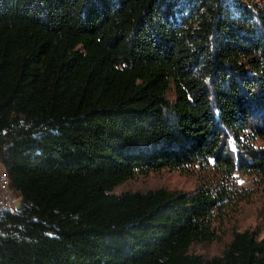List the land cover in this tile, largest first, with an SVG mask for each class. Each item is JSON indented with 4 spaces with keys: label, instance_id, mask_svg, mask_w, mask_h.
I'll return each instance as SVG.
<instances>
[{
    "label": "trees",
    "instance_id": "trees-1",
    "mask_svg": "<svg viewBox=\"0 0 264 264\" xmlns=\"http://www.w3.org/2000/svg\"><path fill=\"white\" fill-rule=\"evenodd\" d=\"M0 164V264H264L223 226L264 180V0H0ZM163 167L193 188L111 191Z\"/></svg>",
    "mask_w": 264,
    "mask_h": 264
},
{
    "label": "rangeland",
    "instance_id": "rangeland-1",
    "mask_svg": "<svg viewBox=\"0 0 264 264\" xmlns=\"http://www.w3.org/2000/svg\"><path fill=\"white\" fill-rule=\"evenodd\" d=\"M0 169L5 172L1 164ZM235 179L238 185L251 187L254 190V195L250 201H241L232 220L225 222L223 226L226 228L230 224H233L237 229L252 228L257 231L259 237L264 236V180L259 181V178L253 179L252 176L239 172L235 173ZM194 183V174L181 173L177 170L163 167L120 181L113 186L111 191L115 193L123 190L145 191L161 186L170 189L189 190L193 188ZM5 191L13 195L9 189V185ZM218 232L219 235L209 241L200 240L191 243L188 246V251L196 252L206 257L219 254L228 235L226 231Z\"/></svg>",
    "mask_w": 264,
    "mask_h": 264
},
{
    "label": "built area",
    "instance_id": "built-area-1",
    "mask_svg": "<svg viewBox=\"0 0 264 264\" xmlns=\"http://www.w3.org/2000/svg\"><path fill=\"white\" fill-rule=\"evenodd\" d=\"M14 198V195H10L4 190V181L2 178V172L0 170V208H13L12 201Z\"/></svg>",
    "mask_w": 264,
    "mask_h": 264
},
{
    "label": "water",
    "instance_id": "water-1",
    "mask_svg": "<svg viewBox=\"0 0 264 264\" xmlns=\"http://www.w3.org/2000/svg\"><path fill=\"white\" fill-rule=\"evenodd\" d=\"M20 203L21 200L19 197H15L14 200L12 201V207L14 210H18L20 208Z\"/></svg>",
    "mask_w": 264,
    "mask_h": 264
},
{
    "label": "bare ground",
    "instance_id": "bare-ground-1",
    "mask_svg": "<svg viewBox=\"0 0 264 264\" xmlns=\"http://www.w3.org/2000/svg\"><path fill=\"white\" fill-rule=\"evenodd\" d=\"M1 172H2V178H3V181H4V190H5L6 188H8V178H7V175L4 172V170H1Z\"/></svg>",
    "mask_w": 264,
    "mask_h": 264
}]
</instances>
